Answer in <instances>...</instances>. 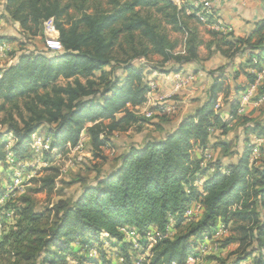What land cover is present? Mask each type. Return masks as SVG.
Here are the masks:
<instances>
[{
	"label": "trees",
	"instance_id": "16d2710c",
	"mask_svg": "<svg viewBox=\"0 0 264 264\" xmlns=\"http://www.w3.org/2000/svg\"><path fill=\"white\" fill-rule=\"evenodd\" d=\"M4 10L28 38H43L44 23L52 18L62 50H31L16 37H0L20 45L0 68V111L8 103L21 109V101L26 112L21 109L17 120L9 111L3 119L0 163L6 164L10 154L20 161L31 157L33 135L40 128L51 138V149L65 150L85 138L94 157L104 160L91 166L93 178L75 180L82 183L77 196L46 208L44 224V212L36 211L34 200L20 196L17 220L0 239V249L10 245L18 262L0 258V264H64L68 256L79 264L182 263L220 223L234 224L238 233L225 244L240 245L235 257L222 264H241L252 256L253 264H264V110L263 118L238 112L240 93L258 77V71L248 69L257 66L254 60L264 52V20L247 36L205 27L211 37L205 40L198 10L174 0H6ZM171 32L181 38H172ZM202 47L208 59L219 53L228 62L206 70L213 80L199 104L181 117L140 114L150 71L184 72L200 62ZM153 55L160 59L152 61ZM242 75L246 83L239 81ZM179 93L165 101L175 110ZM263 95L264 81L254 99ZM220 97H231L230 117L240 125L242 141L238 149L207 160L214 131L227 132V120L215 110ZM145 124L151 128L146 132ZM135 125L145 132L143 139L110 162L104 154L109 138ZM7 136L14 139L11 148ZM250 136L263 141L258 144ZM196 148L202 150L200 156ZM41 181L42 187H53L52 177ZM194 202L203 211L188 221L185 213ZM171 219L176 233L158 238L150 254L133 263L127 249L134 243L122 228L134 231L147 248L149 236L165 232ZM112 241L121 244L116 259L104 250ZM91 250H97L96 256Z\"/></svg>",
	"mask_w": 264,
	"mask_h": 264
},
{
	"label": "rangeland",
	"instance_id": "374dc122",
	"mask_svg": "<svg viewBox=\"0 0 264 264\" xmlns=\"http://www.w3.org/2000/svg\"><path fill=\"white\" fill-rule=\"evenodd\" d=\"M6 0H0V37L1 36H13L19 40L27 42L25 48L34 50V49H46L45 39L49 35L44 30V37H25L22 33L17 22H13L8 18V15L5 13L4 6ZM178 4L186 3L193 4L195 1L199 0H174ZM205 26H202L201 30L205 29ZM208 29V28H207ZM204 32V30H203ZM59 33V32H58ZM207 33V32H206ZM55 34V33H54ZM208 34V33H207ZM170 36L172 38H181V35L176 32H171ZM203 38L205 40H210V35L206 38V34L203 33ZM18 41H9V40H0V68L9 64L12 59V53L15 50H18L19 47ZM181 47L178 48L180 50ZM207 50L203 51V56H207ZM160 57L153 55L151 60L156 62ZM151 66H155L151 64ZM159 72V70H158ZM153 70L149 73V78L152 80L155 79ZM264 79H262L261 83ZM62 83L66 81L61 79ZM157 84V81H156ZM158 87V84H157ZM157 89L155 90V92ZM242 93H240L239 96ZM154 96V94H153ZM194 96V95H193ZM204 95H198L193 103L196 102V105L199 104L200 98ZM236 98V96H231ZM228 101L221 100L222 106L217 111L227 120L228 126L226 128V133H223V129L214 131V136L212 138V145L210 150L206 152V159L212 160L213 156H217L218 153H222L226 150L231 152L232 150L238 149L242 141L241 128L236 121L231 120L228 114H230V99ZM241 100V97H239ZM191 101V102H192ZM20 108L23 110V102H19ZM194 106V105H192ZM180 106L175 111L166 112L172 114H182L180 111ZM258 111V114L255 116L257 118H263L264 110V101L253 107ZM17 107L12 106L11 103L7 104V109L0 111V130L5 128L3 124V119L6 118L8 112L10 111L14 118L19 120V111L21 110ZM154 109L152 104H147L145 109H138L140 114H143L147 110ZM26 114L25 110H23ZM250 116V115H249ZM229 117V119H226ZM140 125H135L129 131L123 132L109 138L110 147L105 149L106 156L110 162L114 158V154H118L124 151L129 144L141 141L143 139V134L146 132V129L150 128L146 124L143 126L144 133L138 131ZM151 129V128H150ZM34 144L32 145V156L26 160L20 161L14 158L11 154L7 158L6 164L0 163V221L3 224L4 230L9 229L12 225L15 224L16 211L15 207L19 205V197L22 194L30 196L34 200L35 209L37 212H44V219H42L41 224H44L47 220L48 214L46 213V208L52 206L60 198L71 199L77 196L82 188V183L80 181H75L82 178H93L96 175V172L91 169V166L94 164H103V158L96 159L92 152V149L85 141L84 146L81 150H72L70 147H66L65 150H57L47 148L51 144V138L46 134L44 128H40L33 135ZM50 140V141H48ZM250 140L257 141L255 136H250ZM6 141L8 143V148H11L14 144V139L12 136H7ZM218 143V149L214 148V144ZM239 144V145H238ZM260 144V143H259ZM238 145V146H237ZM223 146V147H222ZM258 153V152H257ZM256 153V154H257ZM216 154V155H215ZM232 158V157H231ZM110 164L108 163L106 167ZM52 177L53 178V187H42L43 182L42 178ZM19 179V183L16 184V180ZM202 182L200 181V184ZM173 228V227H172ZM173 235L176 233V230L173 228ZM127 234V233H126ZM172 235V236H173ZM231 236H238L236 226L230 224L227 226V232L220 237H213L207 242H199L196 250L199 253V261L196 264H222L223 260H231L235 257L234 252L239 251L240 245L238 241L225 244V242ZM128 240H131L134 243L133 248L129 247L127 250L130 251L132 255L133 263L137 261H143V258L150 254V249L148 246L145 248L138 239V236L127 235ZM150 244V243H149ZM10 245H6L0 249V258L6 262H18L17 258L13 255L12 251H9ZM104 250H108L109 257L116 259L118 250L121 249V244L117 241H112L104 246ZM199 250V251H198ZM211 256H215L219 259H212ZM121 262V260H120ZM254 256L249 258L247 261L242 262L241 264H253ZM20 264H24L20 262ZM64 264H79V261L72 256H68Z\"/></svg>",
	"mask_w": 264,
	"mask_h": 264
},
{
	"label": "crops",
	"instance_id": "0c3cea01",
	"mask_svg": "<svg viewBox=\"0 0 264 264\" xmlns=\"http://www.w3.org/2000/svg\"><path fill=\"white\" fill-rule=\"evenodd\" d=\"M214 9L217 15L228 26V30L223 33L233 32L236 36L250 35L254 32L256 23L264 20V0H215ZM204 26L206 28H210L207 24H205ZM203 33L206 34V38L209 37V34H207L205 30ZM203 51L205 52V47L201 48L200 62L198 64H191L190 66L185 68L184 72H182L184 76L188 75V73H191L190 75H193L194 78L188 84V86L184 87L176 93L178 94L180 92V100H177V105L180 106L179 112H182V114H178L180 117L184 114H187L192 110L194 106H196V102L193 103L194 101L192 100H194L198 95H205L206 89L213 80L212 76L206 70L215 69L228 62L227 58L219 53L214 54L211 58L208 59L207 56H203ZM254 63L258 67L254 66L248 69L249 71H258V73L261 71L264 72V52L260 55L259 58H255ZM203 69H205V71ZM174 74L175 73L168 74L159 72V74L155 76V79L157 78L156 81L158 84L157 91L154 93V96L151 97V99L148 100L143 106L139 107V109H145L148 103L153 105L154 97L156 98L163 94H170L173 91ZM246 80V77L242 75L239 81L242 83H246ZM241 101L242 100H240V102ZM253 107H257L253 102L250 101L245 103V110L243 114L255 117L258 114V111ZM228 115L230 117V114ZM229 117H227L226 119H229ZM201 153V149H195L196 155L200 156Z\"/></svg>",
	"mask_w": 264,
	"mask_h": 264
},
{
	"label": "built area",
	"instance_id": "2783aa9c",
	"mask_svg": "<svg viewBox=\"0 0 264 264\" xmlns=\"http://www.w3.org/2000/svg\"><path fill=\"white\" fill-rule=\"evenodd\" d=\"M214 1L215 0H199L193 3L194 7L198 10L197 14L200 16L201 20L207 24L210 28H213L220 32H226L228 30V26L224 23V21L217 15L214 9ZM45 32L49 35L45 39L46 46L48 48H51L53 50H62V44L59 40V33L56 29L54 20L52 18L48 19L44 23ZM55 33V34H54ZM154 75H158L159 72L157 70H153ZM264 72L261 71L258 73V77L254 83H252L241 95V102L239 107V114H243L245 110V103L247 102H253L256 106L259 105L264 101V95L260 96L258 99H254V97L257 95L258 87L261 84V81L263 79ZM193 75H186L184 76L182 72H176L174 74V86L173 91L170 94H163L158 97H154L153 100V106L155 108L154 110H147L144 112V114L147 117H151L154 113H166V112H172L175 111V107L170 104H166L165 101L169 98H171L174 94H176L179 90L183 89L184 87L188 86V84L193 80ZM150 90L147 95V101L153 97V94L155 93V90L157 89V84L155 80L150 81ZM222 106L221 104V98L218 99L215 110L217 111ZM50 141V140H48ZM257 143H261L262 139H257ZM34 142V139H33ZM85 138L79 141V143L72 147H70L72 150H81L84 146ZM34 144V143H33ZM47 148H50V146H47ZM257 149H255V154L257 153ZM19 183V179L16 180V184ZM200 184V182H198ZM203 211V206L200 202H194L186 211L185 218L186 220L190 221L198 217ZM173 219H171L170 225L166 228L165 232H157L155 235L149 236V245L148 247L151 248L153 244L157 241L158 238H166V237H172L173 231ZM122 231L126 232L127 235L134 236L135 232L127 230L126 228H122ZM4 232L3 224L0 221V239ZM227 232V226L224 223H220L219 226L211 233H207L204 236V239L202 242H207L208 240L212 239L213 237H220L221 235H224ZM199 251V250H198ZM199 253L195 252L187 257V259L182 263H173V264H196L199 261ZM91 255L97 254V250H91Z\"/></svg>",
	"mask_w": 264,
	"mask_h": 264
}]
</instances>
